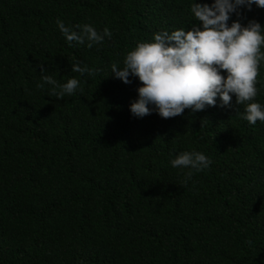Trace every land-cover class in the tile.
Wrapping results in <instances>:
<instances>
[{"label": "trees", "instance_id": "obj_1", "mask_svg": "<svg viewBox=\"0 0 264 264\" xmlns=\"http://www.w3.org/2000/svg\"><path fill=\"white\" fill-rule=\"evenodd\" d=\"M189 5L0 0V264H264V122L236 114L234 94L230 106L217 97L137 118L128 104L142 82L110 72L153 32L198 23ZM57 17L107 25L111 38L68 42ZM250 18L264 24V7L228 22ZM72 62L99 71L71 72ZM41 64L58 82L77 78L78 90L56 98ZM256 86L264 104V61ZM191 149L211 164L185 183L187 168L169 160Z\"/></svg>", "mask_w": 264, "mask_h": 264}, {"label": "clouds", "instance_id": "obj_2", "mask_svg": "<svg viewBox=\"0 0 264 264\" xmlns=\"http://www.w3.org/2000/svg\"><path fill=\"white\" fill-rule=\"evenodd\" d=\"M264 7V0H190V12L198 23L190 27L162 29L152 33L151 39L137 41L125 52L122 66L110 64V72L124 83L130 76L138 79L136 97L130 101V113L137 118L155 111L168 118L181 114L185 108L195 112L219 103L230 106L233 94L236 104H243V119L250 124L264 122V104L253 99L257 95L256 78L259 65L264 61V24L250 18L246 23L229 17L241 15V7ZM66 41L92 47L105 37L111 38L107 25L98 31L92 24L69 27L57 17L55 21ZM78 29V31L76 30ZM223 70V71H221ZM99 69L78 62L71 63V72L92 74ZM41 80L50 87L56 98L72 94L79 81L69 77L58 82L44 74ZM43 88V83H37ZM82 90V89H81ZM172 167L187 168L184 182L193 171H201L211 164V158L196 149L183 150L170 158Z\"/></svg>", "mask_w": 264, "mask_h": 264}]
</instances>
